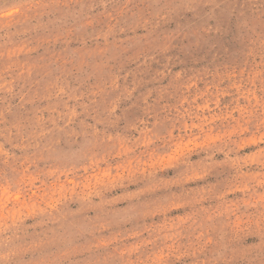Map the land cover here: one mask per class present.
Returning a JSON list of instances; mask_svg holds the SVG:
<instances>
[{
  "label": "rangeland",
  "instance_id": "rangeland-1",
  "mask_svg": "<svg viewBox=\"0 0 264 264\" xmlns=\"http://www.w3.org/2000/svg\"><path fill=\"white\" fill-rule=\"evenodd\" d=\"M0 264H264V0H0Z\"/></svg>",
  "mask_w": 264,
  "mask_h": 264
}]
</instances>
